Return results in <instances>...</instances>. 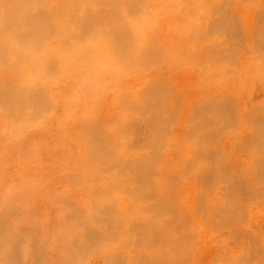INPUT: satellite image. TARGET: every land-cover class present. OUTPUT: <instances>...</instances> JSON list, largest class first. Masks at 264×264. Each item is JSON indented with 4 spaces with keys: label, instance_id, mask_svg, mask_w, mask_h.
I'll use <instances>...</instances> for the list:
<instances>
[{
    "label": "bare ground",
    "instance_id": "bare-ground-1",
    "mask_svg": "<svg viewBox=\"0 0 264 264\" xmlns=\"http://www.w3.org/2000/svg\"><path fill=\"white\" fill-rule=\"evenodd\" d=\"M194 1L202 6L203 10L208 8L207 10L212 13V19L208 21L210 23L205 30L206 35L222 38L211 46L207 58L210 56L214 61L229 58V61L233 55L237 57L236 52L239 49H246V43L251 40L254 41L255 49L264 53L263 24L262 28H256L257 35L253 33L255 38L250 37L251 40L242 47L249 38L245 37V31L242 30L241 22L244 19L241 18L243 20L239 23L237 18L234 19L235 14L238 17L239 12L237 14L233 11V14L235 13L233 17L229 12L230 4L240 0ZM209 1L210 6L203 7ZM149 2L150 0H64L63 4L55 6L52 0H0V73L5 74L0 75V122L4 121L12 129V126L34 122L33 119L51 110L53 103L49 100L46 87L42 83L48 75H53L56 79L64 76L61 70L63 57H70L74 64L68 77L79 76L84 68L94 67L104 59L114 62L116 69L127 75L160 61L161 51L140 40L144 29L141 25L147 23L150 13ZM55 37L60 39L57 54H53L50 49ZM22 64L28 65L27 71H20L19 67ZM168 92L169 87L162 79H154L138 98L123 99L121 97L124 96L121 95L119 100L118 96L119 101L116 102L119 105L118 110L121 111L117 113L118 119L114 125L108 126L110 123H106L107 125L104 123L103 126L89 118L91 123L88 121L87 127L83 128L84 131L81 130L87 140H84L86 148L89 147L87 158L92 165L90 167L100 168L99 170L96 168V171L100 172L95 176L96 182L92 183L91 188L90 184L89 189L83 188L85 185L80 184L83 190L92 189L93 200L96 202L93 201L91 209L87 210L85 204V209L70 207L68 210L71 211V222L67 233L64 232L67 235L64 239L66 246L63 244L64 264L75 261H83L84 264L88 258L91 262L94 257L102 260L103 254L107 252L111 254L110 249L113 250L115 245L124 246V251H118L113 256L111 254V260H108L109 256H106V260V257H103L105 264H183V262L186 264L194 252L198 235L196 230H190V227L192 228L193 224L195 227V221L200 223L201 217L209 214L215 219L216 229L228 231L236 240L234 242H238L240 250L244 249L243 253L241 252L243 255L239 257L240 261L237 262L234 258L237 263L264 264V239L250 235L255 240L246 247L244 246L246 241L241 240L243 239L241 224L244 222L245 210H248L247 205L264 198V107L258 106L259 109L256 107L252 119L254 133L245 144L246 147L244 144L242 146L253 155V166L248 174L240 175L233 174L230 160L226 159L217 145L216 126L229 127L236 121L232 102L214 99L194 107L188 118L190 131L187 138L189 141L197 142V158L209 160L213 167L211 172L201 173V183L209 193L218 187H224L227 191V199L223 206L213 205L203 195H198L195 198L198 201L195 200V204L198 206L194 214L188 208L180 206L169 191L176 182L173 175L164 184L156 179L157 166L164 149L170 144L169 125L179 110V107L171 109L168 106L166 99ZM143 122L146 123L147 135L137 137L136 134L139 132L136 124L139 126ZM19 127L23 128L22 125ZM207 129H210L211 133L207 134ZM195 165L189 162L186 169L193 170ZM59 200L62 202V199ZM4 201L5 204L7 200ZM64 201L67 202L63 199ZM69 203L73 204L70 201ZM1 206L2 209L5 207L8 209L6 205ZM17 208L16 210L12 208V212L11 209H6L11 213L0 214V264H47L44 258L46 255L43 257V250L41 251L43 248L28 245L36 251L30 256L26 255L28 249L26 250L24 245L28 244L26 239L31 234H24L25 230L22 231L23 234L17 232L19 224H23L21 221L23 218L16 224L15 217L19 215L16 214ZM22 224L20 229L23 228ZM33 226L32 224L30 227ZM198 226L197 223V229ZM32 230H35L34 227ZM225 231L220 233L224 235ZM44 233L41 234L44 236L42 242L45 237L46 239L50 237L51 240L54 238L53 233L49 237H47L49 233L47 236ZM36 234L38 235V232L34 235L37 236ZM57 234L59 235L57 238L60 239L61 233ZM247 235L246 239L249 236ZM33 237L31 239L34 240ZM57 238H54V241H58ZM39 240H36V244L37 241L41 242ZM49 242L43 244L48 245ZM33 243L35 244V241ZM55 244L58 247L59 244ZM55 244L52 245L56 247ZM128 246L133 247L135 252L124 255ZM64 250L61 249L60 252ZM24 255L30 258H25ZM58 261L60 262V258L56 264Z\"/></svg>",
    "mask_w": 264,
    "mask_h": 264
},
{
    "label": "rangeland",
    "instance_id": "rangeland-1",
    "mask_svg": "<svg viewBox=\"0 0 264 264\" xmlns=\"http://www.w3.org/2000/svg\"><path fill=\"white\" fill-rule=\"evenodd\" d=\"M251 1L254 0L234 1L230 4L231 9L229 8L232 17L239 12L238 17L236 14V17L234 16V19L237 18L236 20L239 23L244 19L241 23L244 29L246 26V29L244 30L242 27V30L245 31V37L249 38L246 39L247 41L244 40L242 47L246 42L255 38L254 35H257L256 32H258L256 28L259 27L260 29L264 25V0ZM63 2L64 0H52V4L55 6L61 5ZM206 3L203 6L205 8L207 5L210 6L211 2ZM201 8L202 6L197 5L194 0H150L148 21L146 20L147 23L141 25L144 29L141 32L140 40L145 41L144 44L153 45L161 51L162 58L160 61L152 63L153 65L151 64L152 66L150 65L147 68H142L141 71L139 69L136 72L138 74L127 75L117 70L114 62L104 59L94 67L84 68L81 75L68 77L74 64L70 57H63L61 61L63 69L61 68V70L65 77L62 75V77L56 79L55 76L48 75L42 83L46 87L49 100L53 103L51 110L43 115L46 117L40 116L38 117L41 118L40 120L35 118L36 121L33 119L34 122L23 123L26 126L19 124V126L22 125L25 128L16 125L17 127L12 126V129H10L11 126H7V123L0 122V205H2L1 207L6 205L8 209L5 208L7 210L11 209V212L13 211L12 208L18 207L17 213L14 211L13 215L15 217L16 214H19L18 216L21 214L20 217L16 216L15 218L17 219L16 224L23 222V224H19L20 227L22 224L23 228L21 230L20 227H17L16 230L18 233L20 232L19 234H31L26 239L28 244L24 245L26 250L28 249L27 256L36 251V249L30 248L33 244L36 248H43L41 251L43 250V257L46 255L44 258L48 262L47 264H56L59 258L61 263L58 261V264H64L62 260L66 246L64 239L67 238L64 232L67 233L71 222V211L68 210L70 207L91 209L93 203L96 202L95 199L93 200L92 189L87 191L83 188H87L89 184L91 188L96 182L95 176H98L100 172L98 171L100 168L96 167L98 169L96 171V168L92 169V165L88 162L89 147L86 148L84 141L86 139L83 137L85 135H82L81 130L84 131L83 128H86L88 121L90 124L92 119L103 126L106 123H110L108 126L114 125L118 119L116 115L121 111L118 110L119 105L116 102L118 96L119 100L121 95L125 97H121L123 99L138 98L154 79H162L168 85L169 92L166 96L168 106L171 109L179 107L169 125L168 140L170 144L163 151L162 159L157 166L156 179L164 184L171 178V175L176 178V182L169 188V191L180 206L186 207L191 213L196 214L195 210L198 205L195 204V200L198 201L195 198L198 195H203L211 204L219 206H223L227 199V191L224 187H218L215 191L209 193L202 185L201 173L203 171L211 172L213 169L212 163L207 159H198L196 155L197 142L189 141L187 138L190 131L188 118L193 113L194 107L205 101L215 99L232 102L236 121L229 127L216 126L217 145L226 159L230 160L233 174L240 175L250 172L254 158L251 152L244 147H246L245 144L255 130L252 121L255 109L256 107L259 109L258 106L264 107V53L259 49H255L254 41L251 40V42L246 43V49H239V54L236 52L237 57L233 55L229 61V58L225 59L226 61L215 60L217 62L210 56L207 58L211 46H214L222 38L206 35L205 30L210 23L208 21L212 19V13L207 10L208 8L204 10ZM233 11H235L234 14ZM261 17L262 19H260ZM206 22L208 23L206 24ZM59 41V37H55L50 45L53 54L58 53ZM247 44L250 45V48ZM241 51L244 52L241 53ZM28 68L27 64H22L19 67L20 71H27ZM140 72H143V74ZM0 75L5 76L3 73H0ZM138 123L136 129L139 133L136 131L138 133L136 136L146 137V123L143 122V124L137 126ZM206 133H211V130L207 129ZM243 144L244 147H242ZM189 162L196 164L193 170L186 169ZM92 170H95V172ZM81 177L84 180L78 179H82ZM70 178H73V182ZM80 184H84L86 187L83 186L82 188ZM15 190L19 191L16 192ZM58 197L62 199V202L63 199L67 202L64 201L61 204V200H57ZM3 199L7 200L5 204ZM67 199L73 204L69 203ZM259 200L261 199L250 202L251 204L249 203V207L247 205L246 208L248 210H245L244 222L242 221L241 224V231L243 228L242 232L244 234L240 233L243 238L241 239L242 242L246 241L245 244L243 243L245 247L255 240L250 235L257 236L258 239H264V198L261 201ZM75 203L77 205H74ZM64 204L67 206H61ZM5 208H0V214H7L8 211ZM210 215L205 216V219L201 217L202 221L200 223L198 219V222L193 221L196 226L194 227L193 224L192 228L190 227V230H196L198 234H196L197 242L194 249L196 254L193 252L195 259L192 254L190 257L193 259H188L186 264H239L240 262H237L240 261L239 257L243 255L244 249L241 248L240 250L238 242H234L236 240L228 231L217 230L214 226L215 219ZM27 219H29L28 222H25ZM197 223L199 226L202 225L198 226V229ZM206 223L208 224L206 225ZM32 224L35 229L32 231L37 230V236L34 235L36 232L31 231L33 227L30 226ZM28 227L30 230H27ZM43 231L46 234L49 233L48 236ZM213 231H216V233ZM223 231H225L224 235L222 234ZM42 232L47 237L53 233L54 238L59 236L57 233H61L60 239H56L58 241H54V238H52L53 241L50 237L47 238L50 241L49 244H59V250L56 244V247L52 244H43L48 241L45 237L42 242L44 237L41 235ZM226 233L227 236H225ZM246 235L248 236L247 239ZM32 237L34 240L31 239ZM37 237H41L40 240L36 239ZM250 237L253 239L251 240ZM36 240L41 241L42 244L38 241L36 244ZM30 241L32 243H29ZM118 246L115 245L113 250L110 249L112 256L118 251H124V246V248L119 246L122 248H119L120 250ZM61 249L64 251L60 252ZM134 252L133 247L128 246L124 255H131ZM107 253L103 254L104 258L111 256L109 252ZM238 253L240 254L238 255ZM27 256L25 258H30ZM103 257L102 260L99 257V260L94 257L91 262L88 261V258L84 261V264H87V262L88 264H105L107 257L105 260ZM108 260H111V257ZM75 262L71 264H83V261Z\"/></svg>",
    "mask_w": 264,
    "mask_h": 264
}]
</instances>
